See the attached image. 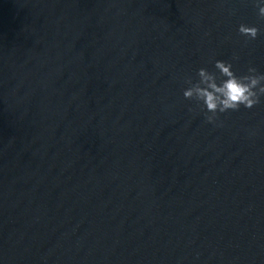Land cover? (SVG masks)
Here are the masks:
<instances>
[{"label":"water","instance_id":"1","mask_svg":"<svg viewBox=\"0 0 264 264\" xmlns=\"http://www.w3.org/2000/svg\"><path fill=\"white\" fill-rule=\"evenodd\" d=\"M257 13L0 0V264H264V97L211 124L183 97L216 60L264 73Z\"/></svg>","mask_w":264,"mask_h":264},{"label":"clouds","instance_id":"2","mask_svg":"<svg viewBox=\"0 0 264 264\" xmlns=\"http://www.w3.org/2000/svg\"><path fill=\"white\" fill-rule=\"evenodd\" d=\"M254 4L258 9L259 20L264 21V2L254 0ZM238 32L246 41L256 40L261 35L259 27L244 23L239 25ZM233 59L238 57L234 56ZM214 67L219 76L216 72L200 68L198 79L195 82L191 78L187 79L189 86L183 91L186 100H194L198 106L202 105L208 123H215L218 114L238 111L241 106L252 109L261 103V97H264V73L249 66L247 74L238 76L233 71V64L222 60H216Z\"/></svg>","mask_w":264,"mask_h":264}]
</instances>
